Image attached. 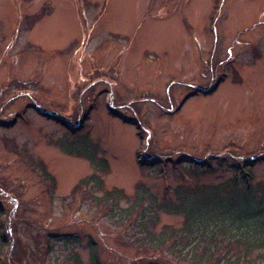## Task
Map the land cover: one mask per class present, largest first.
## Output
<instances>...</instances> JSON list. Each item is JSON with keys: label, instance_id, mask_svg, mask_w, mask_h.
Instances as JSON below:
<instances>
[{"label": "rangeland", "instance_id": "rangeland-1", "mask_svg": "<svg viewBox=\"0 0 264 264\" xmlns=\"http://www.w3.org/2000/svg\"><path fill=\"white\" fill-rule=\"evenodd\" d=\"M240 169L260 200L264 0H0V264H184L157 199Z\"/></svg>", "mask_w": 264, "mask_h": 264}, {"label": "trees", "instance_id": "trees-1", "mask_svg": "<svg viewBox=\"0 0 264 264\" xmlns=\"http://www.w3.org/2000/svg\"><path fill=\"white\" fill-rule=\"evenodd\" d=\"M68 152L84 153L80 147L70 145ZM88 156L93 161L92 155ZM251 179L249 171L240 169L219 185L176 188L174 198L162 202L157 199V210L181 215L182 221L178 227L164 226L156 236L146 228V242L164 248L184 264H264V197L257 201L253 197ZM108 198L99 197L105 202ZM135 199L132 206L144 199L153 206L156 203L148 191H140ZM62 263L102 264L93 245L87 262L72 253ZM137 264L159 263L150 260Z\"/></svg>", "mask_w": 264, "mask_h": 264}]
</instances>
